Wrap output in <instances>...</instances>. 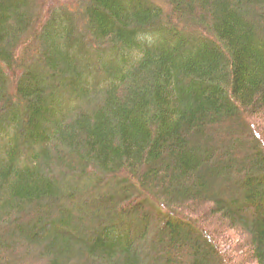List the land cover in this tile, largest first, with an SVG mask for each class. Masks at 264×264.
<instances>
[{"label":"trees","instance_id":"obj_1","mask_svg":"<svg viewBox=\"0 0 264 264\" xmlns=\"http://www.w3.org/2000/svg\"><path fill=\"white\" fill-rule=\"evenodd\" d=\"M25 242L264 264V0H0V264Z\"/></svg>","mask_w":264,"mask_h":264},{"label":"rangeland","instance_id":"obj_2","mask_svg":"<svg viewBox=\"0 0 264 264\" xmlns=\"http://www.w3.org/2000/svg\"><path fill=\"white\" fill-rule=\"evenodd\" d=\"M104 76L105 75L103 76L100 75L99 77L102 78ZM215 219H219V217H216ZM157 220L162 222V219L160 217ZM231 230H232L231 228L229 227L227 228V232H234ZM17 247L19 252L18 255L23 256V259L20 261L19 257H17L18 258L17 261L16 260L17 258L15 256L10 264H48L49 261H51L54 257L51 255V253L49 254L44 253L43 247H40L38 244L36 245L34 243L25 242L18 244ZM246 262H248L247 264H257L256 261L252 262V260H247Z\"/></svg>","mask_w":264,"mask_h":264}]
</instances>
